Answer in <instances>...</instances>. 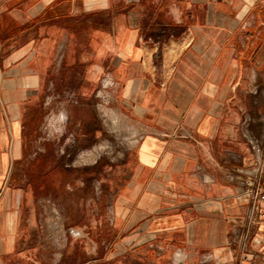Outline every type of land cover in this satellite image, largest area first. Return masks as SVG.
Here are the masks:
<instances>
[{
	"label": "crops",
	"instance_id": "crops-1",
	"mask_svg": "<svg viewBox=\"0 0 264 264\" xmlns=\"http://www.w3.org/2000/svg\"><path fill=\"white\" fill-rule=\"evenodd\" d=\"M252 139L264 158V0H0V255L23 200L101 166L122 247L237 264Z\"/></svg>",
	"mask_w": 264,
	"mask_h": 264
},
{
	"label": "rangeland",
	"instance_id": "rangeland-1",
	"mask_svg": "<svg viewBox=\"0 0 264 264\" xmlns=\"http://www.w3.org/2000/svg\"><path fill=\"white\" fill-rule=\"evenodd\" d=\"M112 114V111L107 112L105 116L110 131H114L115 125ZM50 127L52 130L56 128L51 123ZM99 144L103 146L102 142ZM66 160L67 156L63 155V163ZM74 169L76 178L73 176L71 187L72 191L77 188V192H69V182L65 181L62 170L61 176L57 174L48 180V188L38 190L37 199L32 202L23 200L26 210L20 219L25 228L15 237L11 252L0 255V264H182L178 249L156 256L150 250L139 253L133 248L122 247L121 233L109 224L112 223V214L108 200H101L97 189L101 166H78ZM4 170L0 172V183ZM60 179L61 188L58 186ZM20 180L15 183L16 187L22 185ZM86 187L89 191L85 194ZM1 235L8 236L10 233L0 231ZM1 237L0 245L3 246ZM200 259L201 262L188 264H202L211 258L208 254L201 255Z\"/></svg>",
	"mask_w": 264,
	"mask_h": 264
},
{
	"label": "built area",
	"instance_id": "built-area-1",
	"mask_svg": "<svg viewBox=\"0 0 264 264\" xmlns=\"http://www.w3.org/2000/svg\"><path fill=\"white\" fill-rule=\"evenodd\" d=\"M251 143L255 162L243 180L249 211L244 230L235 236L237 264H264V158L259 141L254 139Z\"/></svg>",
	"mask_w": 264,
	"mask_h": 264
},
{
	"label": "bare ground",
	"instance_id": "bare-ground-1",
	"mask_svg": "<svg viewBox=\"0 0 264 264\" xmlns=\"http://www.w3.org/2000/svg\"><path fill=\"white\" fill-rule=\"evenodd\" d=\"M117 111V110H116ZM110 113V112H109ZM112 115H113V122L115 123V125H114V127H113V129H114V131L116 132V131H118V129H120V127H121V119L119 118V116H118V114H116V112H114V111H112ZM66 118V113L65 112H63L62 113V115L59 117V120L58 119H50V123H51V125L52 126H54V127H56V129H57V124L55 125V122H58V121H62V120H64ZM58 120V121H57ZM64 122V121H63ZM53 128V127H52ZM134 134V133H133ZM252 138V137H251ZM253 141H254V139H252ZM114 147V146H113ZM116 152V151H115ZM104 153V152H103ZM95 159V156L93 155V154H87V155H85L84 157H83V160L86 162V161H88V160H94ZM60 216H61V214L58 212V218H60ZM181 254V253H180ZM181 257V256H180ZM182 259V258H181ZM182 261V260H181ZM178 262H180V261H178Z\"/></svg>",
	"mask_w": 264,
	"mask_h": 264
}]
</instances>
